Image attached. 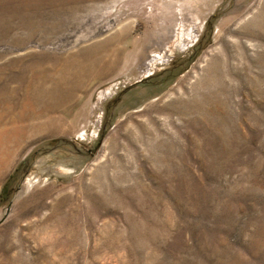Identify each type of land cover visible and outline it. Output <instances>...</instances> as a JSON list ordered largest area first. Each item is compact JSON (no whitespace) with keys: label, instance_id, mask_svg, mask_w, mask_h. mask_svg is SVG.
<instances>
[{"label":"rangeland","instance_id":"374dc122","mask_svg":"<svg viewBox=\"0 0 264 264\" xmlns=\"http://www.w3.org/2000/svg\"><path fill=\"white\" fill-rule=\"evenodd\" d=\"M82 1L0 38L1 67L131 26L54 123L0 119L25 130L0 147V264H264V0ZM32 2L0 0V24Z\"/></svg>","mask_w":264,"mask_h":264},{"label":"bare ground","instance_id":"6f19581e","mask_svg":"<svg viewBox=\"0 0 264 264\" xmlns=\"http://www.w3.org/2000/svg\"><path fill=\"white\" fill-rule=\"evenodd\" d=\"M26 3V6L20 16L19 22L2 20L0 24V38H5V26H15L18 28H28V36H34L39 28L43 27L51 18L54 21L50 22L56 24L57 27L63 25L64 21H72L77 12L83 8L82 0H50L47 6L51 9L59 10L65 5L62 10L71 11L69 17H62L61 15L49 13L44 15L40 12L36 13L32 9L33 3ZM42 4L41 0H38ZM31 9V10H29ZM35 9H41L36 7ZM38 11V10H35ZM29 17V18H27ZM255 22V21H254ZM258 23V22H257ZM41 30V29H40ZM131 31V26L123 27L118 34L106 39L105 41L95 44L90 48L82 49L78 53L70 56H51L48 53L33 54L19 59L10 61L5 66L0 67V119L5 121L7 117L10 120L17 122H25L32 119H40L49 117L50 123L56 121L53 116L55 112L65 106L71 105L79 99L81 90L86 91L88 84L92 82L95 77L105 74L110 70H116L121 64L120 51H114L117 56L114 59L106 60L109 52H113L112 46L114 43L123 41ZM15 37V36H14ZM17 40V38H14ZM21 41L23 45L24 42ZM117 49V48H116ZM36 55L41 58L36 60ZM110 56V55H109ZM43 61H50L52 65L44 68L38 63ZM215 64V63H214ZM213 64V65H214ZM17 67V68H16ZM121 67V66H120ZM6 68L13 71L7 77L2 76ZM53 126V124H52ZM38 126L36 130L41 129ZM25 132L24 127L17 125L12 131L1 132L0 147L2 148L12 140H20L22 134ZM112 138L109 137L104 145L107 149ZM104 156L99 157L98 160H103ZM97 160V159H96ZM97 160V161H98Z\"/></svg>","mask_w":264,"mask_h":264},{"label":"trees","instance_id":"16d2710c","mask_svg":"<svg viewBox=\"0 0 264 264\" xmlns=\"http://www.w3.org/2000/svg\"><path fill=\"white\" fill-rule=\"evenodd\" d=\"M11 178H13V176H12ZM1 198H2V200L4 199V195H3V193L1 194Z\"/></svg>","mask_w":264,"mask_h":264}]
</instances>
